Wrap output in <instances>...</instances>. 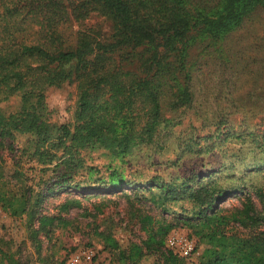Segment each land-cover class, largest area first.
Wrapping results in <instances>:
<instances>
[{
	"label": "rangeland",
	"instance_id": "obj_1",
	"mask_svg": "<svg viewBox=\"0 0 264 264\" xmlns=\"http://www.w3.org/2000/svg\"><path fill=\"white\" fill-rule=\"evenodd\" d=\"M4 2L7 0H0V38L4 37L2 14L8 5ZM15 2L11 0L12 4L8 5L7 19L8 46L12 49L21 44L41 45L53 53L76 46V39L80 38L78 31L107 34L109 29L108 21L94 13L79 23L72 21L61 25L65 20L61 21L59 9L46 18L41 15L36 22L30 19L33 14L25 3L15 7ZM13 10L17 15H12ZM105 62L107 67L124 71H134L138 67L136 62L117 58ZM34 66L40 67L37 63ZM186 67L191 72L194 101L188 106L172 108L173 93L177 88H171L173 84L164 86L160 121L168 123L163 122L156 132L154 138L158 148L154 144H137L125 155L114 157L99 146L82 150L77 146L76 160L88 167L83 170L86 177L81 173L77 176V184L84 186L78 191L66 185L64 190L57 191L58 185L53 183L62 170V167L54 170V166L65 158L58 157L69 151L58 139L61 133L57 129L67 125L72 129L78 123L82 79L44 88L43 113L51 135L44 147L30 143L28 136L18 137L19 147H0V191L7 189L18 197L28 191L29 196H26L30 197L27 213L22 216L12 217L0 206V248L12 255L17 264H65L69 256L87 249L94 251L96 264H131L119 256L118 250L105 248L100 234L112 233L121 248L129 241L146 240L147 234L140 228L139 214L153 218L163 216L166 223L175 224V229L193 234L197 242V251L187 260L167 261L165 248L148 251V257L139 264H200V248L206 243L197 235L196 209L191 202L184 201L188 211L176 220L172 217L173 210L163 213L149 203L137 202L132 195L130 200L117 193L104 195L105 191L96 187L97 183H90L98 182L100 177L95 168L106 177L108 166L120 165L127 178L139 182L152 176L168 179L170 175L192 171L202 175L210 173L214 178L233 176L238 179V190L217 205L241 209L248 199L257 210L262 209L264 166L257 164L264 160V8L255 11L251 18L245 19L217 42L192 45ZM34 70L27 74L25 83L17 89L18 94L13 96V90L8 89L11 97L1 104L8 116L24 107L22 100L29 102L31 92L41 90L42 70L36 69L35 78L29 79ZM11 81L16 83L14 78ZM25 106L30 108L29 104ZM134 118L135 130L142 128L139 124L143 117L139 119L135 115ZM34 150H37L36 156L31 153ZM38 152L46 164L39 162ZM177 157L178 164L174 165ZM15 171L22 172V177H16ZM256 190L263 194V199L258 198ZM76 200L78 205L74 203ZM46 219H52V224L44 226L42 220ZM260 227L264 230V225ZM229 229L243 237L258 232L237 224H230Z\"/></svg>",
	"mask_w": 264,
	"mask_h": 264
},
{
	"label": "trees",
	"instance_id": "obj_2",
	"mask_svg": "<svg viewBox=\"0 0 264 264\" xmlns=\"http://www.w3.org/2000/svg\"><path fill=\"white\" fill-rule=\"evenodd\" d=\"M4 3L9 5L11 0ZM15 3V7L25 3L24 6L33 14L30 19L36 22L41 15L46 18L59 9L61 21L65 20L61 25L72 21L79 23L92 13L104 17L109 23L107 34L78 31L80 38L76 39V46L53 53L41 45L21 44L12 49L8 46V5L3 10L0 147H19V136H28L30 143L44 147L51 136L43 113L44 88L82 79L78 123L72 129L68 125L57 129L61 133L58 139L69 150L66 156L58 157L65 158L54 166V170L62 167L60 176L53 183L58 185L57 191L64 190L66 186L73 187L75 191L84 187L77 184V176L81 173L82 177H86L83 170L87 165L76 160L79 153L77 146L81 150L99 146L114 157L125 155L137 144H154L158 148L154 137L161 124L168 123L160 121L164 86L173 84L171 88H177L175 93L172 92V108L188 106L194 101L191 72L186 67L190 47L200 42H217L245 19L251 18L255 11L264 8V0H16ZM13 12L12 15H17ZM11 57L14 58L10 60ZM112 58L136 62L138 67L134 71L107 67L105 61ZM35 63L40 67L35 68ZM33 69L42 70L41 90L31 92L29 102L22 100L24 107L8 116L1 108L2 103L8 102V89L13 90V96L18 94L17 89L25 83L27 74ZM35 70L29 79L35 78ZM129 83L130 86L125 85ZM25 104H29L30 108H26ZM135 115L139 119L143 117L139 124L143 126L138 130H135ZM31 153L36 156L37 150ZM39 156V162L46 164L42 155ZM178 161L179 157L173 164H178ZM257 166H264V160ZM95 171L100 174L98 182L90 183H97L96 187L105 191L104 195L117 193L127 200L132 195L137 202L149 203L163 213L173 210L172 217L175 219L187 213L186 200L191 202L196 209L197 235L206 243L200 248V264H264V230L260 227L264 225V205L257 210L248 199L241 209L217 205L221 199L238 190V179L233 176L214 178L210 173L202 175L192 171L183 175L176 173L168 179L152 176L139 182L127 178L120 165L108 166L106 177L100 170L95 168ZM15 176L22 177V172L15 171ZM256 193L259 199L263 197L257 190ZM28 194L25 191L23 196L18 197L7 189L0 191V206L12 217L22 216L28 210ZM74 203L78 205L79 201ZM139 220L141 230L147 234L146 240L129 241L125 248H121L112 233L102 232L100 236L105 248L118 250L119 256L131 264H139L147 258L148 251L165 248L167 261L188 259L167 248V237L172 232L181 231L180 228L175 229V224L166 223L163 216L153 218L147 214H139ZM43 221L44 226L53 222L52 219ZM230 224L258 232L243 237L230 231ZM186 235L194 241V252L197 251L196 237L189 232ZM0 264H17V261L0 248Z\"/></svg>",
	"mask_w": 264,
	"mask_h": 264
},
{
	"label": "built area",
	"instance_id": "obj_3",
	"mask_svg": "<svg viewBox=\"0 0 264 264\" xmlns=\"http://www.w3.org/2000/svg\"><path fill=\"white\" fill-rule=\"evenodd\" d=\"M167 248L182 258H191L194 254V241L183 231L172 232L166 239ZM66 264H96L95 253L92 249L78 251L69 256Z\"/></svg>",
	"mask_w": 264,
	"mask_h": 264
}]
</instances>
